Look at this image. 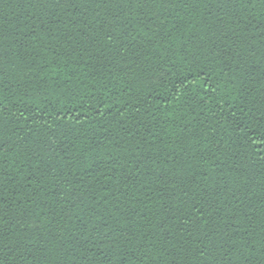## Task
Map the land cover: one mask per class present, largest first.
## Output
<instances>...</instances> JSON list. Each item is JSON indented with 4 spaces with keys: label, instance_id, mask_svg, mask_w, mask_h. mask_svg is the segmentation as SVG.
Listing matches in <instances>:
<instances>
[{
    "label": "trees",
    "instance_id": "1",
    "mask_svg": "<svg viewBox=\"0 0 264 264\" xmlns=\"http://www.w3.org/2000/svg\"><path fill=\"white\" fill-rule=\"evenodd\" d=\"M0 264H264V0H0Z\"/></svg>",
    "mask_w": 264,
    "mask_h": 264
}]
</instances>
